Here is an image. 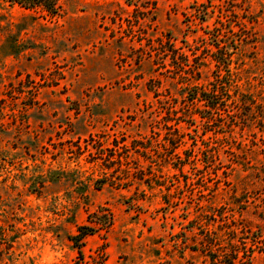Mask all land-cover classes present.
<instances>
[{
	"label": "rangeland",
	"instance_id": "1",
	"mask_svg": "<svg viewBox=\"0 0 264 264\" xmlns=\"http://www.w3.org/2000/svg\"><path fill=\"white\" fill-rule=\"evenodd\" d=\"M54 1L0 0V264H264V0Z\"/></svg>",
	"mask_w": 264,
	"mask_h": 264
},
{
	"label": "trees",
	"instance_id": "2",
	"mask_svg": "<svg viewBox=\"0 0 264 264\" xmlns=\"http://www.w3.org/2000/svg\"><path fill=\"white\" fill-rule=\"evenodd\" d=\"M10 2L12 4H17L20 5L21 8L27 9V10H31L34 9L36 7L42 8L43 10H45L48 14H54L55 11H57L56 9V4L54 0H10ZM213 92H215V90H213ZM192 103L198 104V103H202V107H204V110H202V112L199 113V117L202 120V124L205 123L206 120H211L212 119V114L217 110L219 111V104L218 102H214L212 98L208 97L205 98V95L198 92L194 95V97H192L191 99ZM203 111H206L210 114V117L208 116H202ZM212 121V120H211ZM189 122V121H188ZM188 125H190V123H188ZM97 224L101 225L102 227H106L109 228V226L111 225V218H109L108 223H106V221L101 222L100 218H99V222H96ZM95 228H91L88 225H83L80 226L78 230V235L72 237V240H74V243L76 245L79 244L80 239L82 237H84L85 235L88 234V232H92L94 231ZM79 254L82 255V253L79 251Z\"/></svg>",
	"mask_w": 264,
	"mask_h": 264
}]
</instances>
